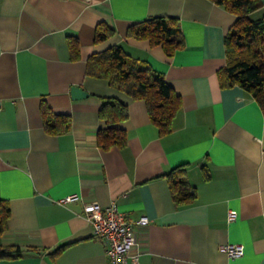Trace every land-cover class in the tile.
Here are the masks:
<instances>
[{
	"label": "crops",
	"instance_id": "obj_1",
	"mask_svg": "<svg viewBox=\"0 0 264 264\" xmlns=\"http://www.w3.org/2000/svg\"><path fill=\"white\" fill-rule=\"evenodd\" d=\"M152 17L179 21L181 50L169 57L126 37ZM235 19L210 0H0V200L10 208L0 243L28 252L0 264H107L87 203L113 205L132 222L148 218L133 229L137 264H264V112L217 79ZM100 23L114 33L96 44ZM72 37L78 60L70 58ZM112 46L148 63L179 97L169 134L159 133L143 100L85 76L88 57ZM73 87L87 95L73 99ZM105 97L127 106L116 125L123 148L97 144ZM41 103L70 117L68 133L45 131ZM181 165L195 198L177 206L164 175ZM72 195L78 199L57 203ZM228 244L242 245L243 255L229 258L220 251Z\"/></svg>",
	"mask_w": 264,
	"mask_h": 264
},
{
	"label": "trees",
	"instance_id": "obj_2",
	"mask_svg": "<svg viewBox=\"0 0 264 264\" xmlns=\"http://www.w3.org/2000/svg\"><path fill=\"white\" fill-rule=\"evenodd\" d=\"M235 15L236 19L224 37L225 66L217 71L221 89L240 87L249 93L264 112V16L250 17L261 8L260 0H210ZM105 23L96 26L94 43L106 41L113 35ZM126 37L146 40L151 46H159L166 56H172L184 47V38L179 21L171 17H152L127 28ZM70 58L78 60L79 42L69 39ZM85 76L104 80L107 85L132 99L143 100L150 121L161 135L171 132V123L180 109L179 97L167 84L164 76L153 70L145 61L130 58L120 46H112L88 57ZM40 114L48 134L61 135L71 129L68 115H58L41 103ZM99 118L106 127L97 132V144L103 150L123 148L125 132L116 127L127 119V106L117 99L101 100ZM174 203L189 204L195 198V190L187 184L184 166L173 168L164 175ZM10 208L0 200V237L7 228ZM59 248L55 254H58ZM26 253L18 246H3L0 243V261H12Z\"/></svg>",
	"mask_w": 264,
	"mask_h": 264
},
{
	"label": "built area",
	"instance_id": "obj_3",
	"mask_svg": "<svg viewBox=\"0 0 264 264\" xmlns=\"http://www.w3.org/2000/svg\"><path fill=\"white\" fill-rule=\"evenodd\" d=\"M75 195L61 198L59 204H66L77 200ZM85 218L92 226V233L105 246V255L108 258L107 264H125L129 259L133 264H137L139 251L135 249L136 241L133 229L136 226H144L149 220L141 217L132 222L119 212L113 205L101 207L96 203H87L83 207ZM235 214L228 215V221H233ZM220 251L229 258H239L243 255V246L238 244H228L220 247Z\"/></svg>",
	"mask_w": 264,
	"mask_h": 264
},
{
	"label": "water",
	"instance_id": "obj_4",
	"mask_svg": "<svg viewBox=\"0 0 264 264\" xmlns=\"http://www.w3.org/2000/svg\"><path fill=\"white\" fill-rule=\"evenodd\" d=\"M87 94L81 90V88L73 87L71 88V97L73 99H79L85 97Z\"/></svg>",
	"mask_w": 264,
	"mask_h": 264
},
{
	"label": "rangeland",
	"instance_id": "obj_5",
	"mask_svg": "<svg viewBox=\"0 0 264 264\" xmlns=\"http://www.w3.org/2000/svg\"><path fill=\"white\" fill-rule=\"evenodd\" d=\"M250 17H251L252 19H256V18H257V14H255V13H254V14H251Z\"/></svg>",
	"mask_w": 264,
	"mask_h": 264
}]
</instances>
